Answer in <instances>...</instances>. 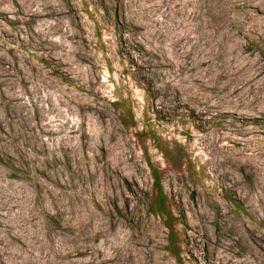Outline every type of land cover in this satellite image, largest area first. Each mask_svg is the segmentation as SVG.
<instances>
[{"label": "rangeland", "instance_id": "obj_1", "mask_svg": "<svg viewBox=\"0 0 264 264\" xmlns=\"http://www.w3.org/2000/svg\"><path fill=\"white\" fill-rule=\"evenodd\" d=\"M0 264H264V0H0Z\"/></svg>", "mask_w": 264, "mask_h": 264}, {"label": "trees", "instance_id": "obj_2", "mask_svg": "<svg viewBox=\"0 0 264 264\" xmlns=\"http://www.w3.org/2000/svg\"><path fill=\"white\" fill-rule=\"evenodd\" d=\"M62 79L67 80V78H62ZM151 175H152V178L154 179V181L156 182L157 195H156L154 204H150V207L148 209H149L150 213H157V214L163 216V215L167 214V211L165 210V201H164L162 189L157 184L158 183V177H157V173H156L154 168H152ZM164 225H165V227H167V229L169 231L168 232V239H173L174 238L173 226H172V220H171L170 216L166 217V219L164 220ZM172 251H173V253H175L177 255L178 261H180V258L178 257L177 250H172Z\"/></svg>", "mask_w": 264, "mask_h": 264}]
</instances>
